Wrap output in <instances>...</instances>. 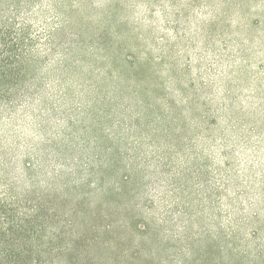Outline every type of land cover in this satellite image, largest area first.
Instances as JSON below:
<instances>
[{
	"label": "rangeland",
	"instance_id": "obj_1",
	"mask_svg": "<svg viewBox=\"0 0 264 264\" xmlns=\"http://www.w3.org/2000/svg\"><path fill=\"white\" fill-rule=\"evenodd\" d=\"M3 72L55 264H264V0H0Z\"/></svg>",
	"mask_w": 264,
	"mask_h": 264
},
{
	"label": "trees",
	"instance_id": "obj_2",
	"mask_svg": "<svg viewBox=\"0 0 264 264\" xmlns=\"http://www.w3.org/2000/svg\"><path fill=\"white\" fill-rule=\"evenodd\" d=\"M11 79L3 72L1 87H7ZM42 211L37 205L26 213L0 197V264H55L62 257L55 251L60 243L55 239L62 231L59 226L50 227Z\"/></svg>",
	"mask_w": 264,
	"mask_h": 264
}]
</instances>
